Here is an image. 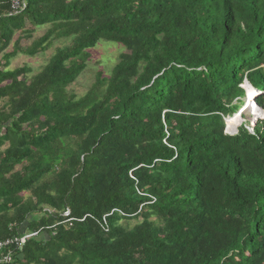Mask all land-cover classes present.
I'll use <instances>...</instances> for the list:
<instances>
[{
    "label": "trees",
    "instance_id": "16d2710c",
    "mask_svg": "<svg viewBox=\"0 0 264 264\" xmlns=\"http://www.w3.org/2000/svg\"><path fill=\"white\" fill-rule=\"evenodd\" d=\"M13 1L0 0V242L37 236L0 264H264V117L226 133L245 83L264 111V0ZM56 41L39 72L10 68ZM100 42L122 52L76 98Z\"/></svg>",
    "mask_w": 264,
    "mask_h": 264
},
{
    "label": "rangeland",
    "instance_id": "374dc122",
    "mask_svg": "<svg viewBox=\"0 0 264 264\" xmlns=\"http://www.w3.org/2000/svg\"><path fill=\"white\" fill-rule=\"evenodd\" d=\"M45 33V28H41L38 30L37 34H35V39L39 38ZM66 41H56L50 49H48L45 53H41L40 55L34 58H28L22 55H18L11 60L10 68L15 69L17 67H21L27 65L33 73L39 72L43 67H45L51 57L53 56L54 50L57 47H61L64 45ZM31 41L24 42L25 46L29 45ZM66 44V43H65ZM122 52V47L117 46L111 43L100 42V44L91 51V59L87 63L86 70L82 73V75L77 79L75 83H73L68 89V93L74 95L76 98L83 97L91 88V86L95 82L96 75L98 73H103L104 76L108 77L114 65H116L118 56ZM245 85V84H244ZM247 98V96H246ZM246 98L245 102L246 103ZM242 118H238L240 120V124L237 126V129L242 127L243 123H249L250 128L254 127L255 121L260 119L263 116V111L261 110L260 115L257 113L256 109L251 110L247 107L244 110L242 108ZM237 117L234 115L227 119L228 121L234 120ZM236 129V131H237ZM235 133L237 134L238 132ZM232 133L233 135H236Z\"/></svg>",
    "mask_w": 264,
    "mask_h": 264
},
{
    "label": "built area",
    "instance_id": "2783aa9c",
    "mask_svg": "<svg viewBox=\"0 0 264 264\" xmlns=\"http://www.w3.org/2000/svg\"><path fill=\"white\" fill-rule=\"evenodd\" d=\"M26 7V4H25V1H22V0H14L13 3H12V10L15 14L19 13L23 8ZM246 84L244 85V88L246 89ZM65 217H69V213H65L64 214ZM37 236V234H32V235H28V236H25L23 238H12V239H9L7 241H4V242H0V252L3 251L4 249L10 247V246H17V247H21L22 244H24L25 241H27L29 238H32V237H35ZM4 261H8V257H6L4 259Z\"/></svg>",
    "mask_w": 264,
    "mask_h": 264
},
{
    "label": "water",
    "instance_id": "95a60500",
    "mask_svg": "<svg viewBox=\"0 0 264 264\" xmlns=\"http://www.w3.org/2000/svg\"><path fill=\"white\" fill-rule=\"evenodd\" d=\"M247 85H248L250 88H252L250 84L247 83L246 86H247ZM252 90L254 91L253 88H252ZM253 91H252V92H253ZM253 95H254V93H253ZM253 95H252V96H253ZM252 96H251V98H252ZM248 98H249V96H248ZM251 98H250V99H251ZM260 111H261V110H260ZM262 111H263V110H262ZM263 116H264V111H263ZM236 117L239 118V119L242 118L240 113H238V114L236 115ZM229 121H230V120H229ZM229 121H226V133H227L228 135H232V136H233V134L230 133L229 130H228V122H229Z\"/></svg>",
    "mask_w": 264,
    "mask_h": 264
},
{
    "label": "bare ground",
    "instance_id": "6f19581e",
    "mask_svg": "<svg viewBox=\"0 0 264 264\" xmlns=\"http://www.w3.org/2000/svg\"><path fill=\"white\" fill-rule=\"evenodd\" d=\"M246 89H247V91H248V94H250V96L254 93V91L252 90V88H250L248 85L246 86ZM253 91V92H252ZM257 111V110H256ZM260 112L261 111H258L257 113L260 115ZM236 121H240L238 118H236V119H234V120H231V121H229L228 122V124H232V123H234V122H236ZM228 130H229V132H230V129H229V127H228ZM231 133V132H230Z\"/></svg>",
    "mask_w": 264,
    "mask_h": 264
},
{
    "label": "clouds",
    "instance_id": "9594fccd",
    "mask_svg": "<svg viewBox=\"0 0 264 264\" xmlns=\"http://www.w3.org/2000/svg\"><path fill=\"white\" fill-rule=\"evenodd\" d=\"M245 89V88H244ZM245 90H247V89H245ZM255 102V101H254ZM248 108H250L251 110H254V109H256L257 111H260L261 109L260 108H258V106H257V104L255 103V107L254 108H252L251 106H249ZM247 109V108H246ZM245 109V110H246ZM239 113L241 114V116H242V111L240 110L239 111ZM257 118H259L260 119V117H257ZM256 122V121H255Z\"/></svg>",
    "mask_w": 264,
    "mask_h": 264
}]
</instances>
